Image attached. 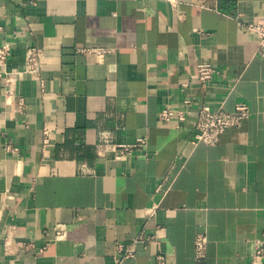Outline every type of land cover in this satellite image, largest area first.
<instances>
[{
  "label": "crops",
  "instance_id": "obj_1",
  "mask_svg": "<svg viewBox=\"0 0 264 264\" xmlns=\"http://www.w3.org/2000/svg\"><path fill=\"white\" fill-rule=\"evenodd\" d=\"M261 18L264 0H0L10 67L41 50L40 76L12 91L0 80V264H252L264 57L248 24ZM200 63L217 69L206 85ZM187 98L227 111L245 101L251 114L215 145L196 143L193 118L159 120Z\"/></svg>",
  "mask_w": 264,
  "mask_h": 264
},
{
  "label": "built area",
  "instance_id": "obj_2",
  "mask_svg": "<svg viewBox=\"0 0 264 264\" xmlns=\"http://www.w3.org/2000/svg\"><path fill=\"white\" fill-rule=\"evenodd\" d=\"M174 2L175 0H169ZM248 28L257 33L259 38L258 54L264 57V18L259 19L255 23L248 24ZM41 50L36 46L28 47L26 51L25 63L16 68L10 67L9 57L11 55V46L9 43L0 44V80L14 89L15 83L25 74L40 76L41 65L39 55ZM217 72L210 63H200L198 65L197 78L202 85H206L213 75ZM188 84H183L187 87ZM192 100L187 98L184 101L183 107L166 105L159 112V120L162 123H168L172 120L177 121V127L185 123L188 118L194 119V139L196 143L202 142L208 145H215L219 142L222 133L235 126L241 125L251 114L249 103L240 101L236 104L234 111H227L222 107H213L211 105H203L199 109L191 108ZM147 144L146 137H140L135 145H120L118 148L117 157H122L130 154L133 146L143 147ZM162 183L156 188V192H160ZM159 204L156 203L147 210V217H151L156 213ZM152 237L146 236L144 233L139 235L138 239L142 242L151 241ZM208 236L205 232L197 234L195 239V258L201 260L206 257ZM255 253L252 255V264H264V239L257 240ZM118 252H121L125 258L135 256L132 249H123L122 245L118 246ZM157 260L160 264L165 262V257L159 255Z\"/></svg>",
  "mask_w": 264,
  "mask_h": 264
}]
</instances>
